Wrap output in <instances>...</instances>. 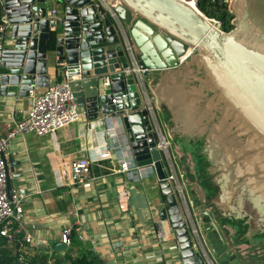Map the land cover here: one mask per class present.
Masks as SVG:
<instances>
[{
	"label": "water",
	"instance_id": "water-1",
	"mask_svg": "<svg viewBox=\"0 0 264 264\" xmlns=\"http://www.w3.org/2000/svg\"><path fill=\"white\" fill-rule=\"evenodd\" d=\"M57 1L65 11L61 20L49 18V0H0L10 34L3 50L1 89L29 97L36 88L49 86L48 42L55 31L54 52L72 75H80L72 88L89 119L115 117L137 165L156 162L168 199L165 218L177 235L183 264H205V258L166 179L147 109L150 101L219 264H264V0H232L235 27L230 31L183 0H110L118 2L115 11L122 27L100 2ZM136 68L153 90L151 100L141 95ZM9 87L17 90L9 93ZM199 142L210 182L217 187L211 198L195 155ZM10 172L13 178L23 174L8 165L11 198L19 183ZM224 219L242 220L247 225L242 238L250 242H238L235 227Z\"/></svg>",
	"mask_w": 264,
	"mask_h": 264
},
{
	"label": "crops",
	"instance_id": "crops-1",
	"mask_svg": "<svg viewBox=\"0 0 264 264\" xmlns=\"http://www.w3.org/2000/svg\"><path fill=\"white\" fill-rule=\"evenodd\" d=\"M49 6V12L53 8L59 11L61 20L64 7L57 0H49ZM4 42H10L8 30ZM59 62L55 52L49 51V85L61 80ZM146 82L152 97L153 90ZM45 88L38 87L34 92ZM16 90L9 87V93ZM30 96L14 97L0 87V137H5L22 119L30 106ZM160 120L165 129L161 116ZM108 150L111 154L104 156ZM130 151L128 137L115 117L111 123L101 117L91 120L88 113L84 120L56 132L14 138L7 159L9 167H15V174H23L13 178L14 172H10L11 179L19 183L13 190L23 194L25 216L33 235V242L24 246L26 253L64 255L70 250L74 256L95 257L101 264H183L177 235L170 219L165 218L168 199L162 182L151 169L142 179L119 171L120 159L129 156ZM171 151L177 167L176 177L170 181L173 191L181 183L196 213L172 144ZM77 157L91 160L94 179L85 185L70 186L64 172ZM188 218L195 224L191 215ZM196 220L201 228L198 217ZM158 222L167 233L163 240L157 237ZM67 228L71 229L72 244L62 249V234Z\"/></svg>",
	"mask_w": 264,
	"mask_h": 264
},
{
	"label": "built area",
	"instance_id": "built-area-1",
	"mask_svg": "<svg viewBox=\"0 0 264 264\" xmlns=\"http://www.w3.org/2000/svg\"><path fill=\"white\" fill-rule=\"evenodd\" d=\"M94 1L100 2L122 27L121 19L115 11L118 2L113 4L110 0ZM183 1L193 2L199 8V3L203 0ZM231 1L232 0H205L209 8L215 9L216 11H222L224 9L231 11ZM49 18L52 20H58L59 11L56 8H53L49 12ZM209 19L221 28L222 22L218 17L213 16L209 17ZM8 26V21L3 15V23L0 25V72L2 69L3 50L5 47L4 39ZM127 49H132L129 42H127ZM58 68L61 80L49 85L42 92L36 93L34 92L35 90L32 91L30 94V106L24 113L22 119L17 122L15 127L12 128L5 137H0V245L3 238L8 239L9 241L20 238L24 246L33 242V235L28 227L30 225L27 223L25 216L23 194L13 190L10 198L7 189L9 165L7 151L10 142L18 135L35 133L38 136H44L56 132L74 122L82 121L87 117L86 109L76 102L74 90L72 88V82L76 78H79L80 75H72L70 67L65 61L59 62ZM78 69L79 71L81 70L80 65L78 66ZM136 69L137 78L141 86V95L146 99L151 100L149 99L152 97L147 88L146 77L143 76L141 69ZM115 102L116 101L113 100V103ZM147 109L150 111L152 120L155 124V130L159 137L157 147L163 152L162 161L166 172V179L174 181L177 174V167L171 151V142L161 123L160 116L158 115L157 108L153 101L149 102ZM108 121L111 122L112 118L108 119ZM110 154L111 151L108 150L104 153V156H109ZM118 168L119 171L135 174L140 179L146 178L148 176V169H151L154 172V175H156L159 181H161L156 170V162L154 161L151 164L139 166L137 165L131 151L129 156L126 154L120 159ZM64 174L66 184L70 186L85 185L90 179H94L91 160L87 157H77L73 159L69 163ZM175 188V192L177 193L183 209L184 217L189 223L192 239L194 240L196 247L198 246L200 248L197 250H199L205 258V264H219L211 248L207 245L208 243L202 229L197 224V215L192 211L184 186L181 183H178ZM188 215L189 217L191 215L195 219V224L189 221ZM31 227L34 228L35 226L31 225ZM157 237L159 240H163L167 237L162 222L157 223ZM62 242L67 247L72 244L71 229L67 228L63 231Z\"/></svg>",
	"mask_w": 264,
	"mask_h": 264
},
{
	"label": "trees",
	"instance_id": "trees-1",
	"mask_svg": "<svg viewBox=\"0 0 264 264\" xmlns=\"http://www.w3.org/2000/svg\"><path fill=\"white\" fill-rule=\"evenodd\" d=\"M199 8L210 17H218L222 22L221 28L224 31H230L235 27L232 22L235 15L228 9L216 11L215 9L209 8L205 0L199 3ZM2 23L3 13L0 10V25ZM48 47L50 51H54L57 47V33L55 31L51 34ZM195 155L199 163L201 180L209 191V198H211L217 192V187L210 182V176L207 172L208 162L205 155L201 152V142L197 143ZM222 221L235 227V237L238 242H250L249 239L242 238L247 229V225L242 220L224 219ZM0 264H101V261L87 254L74 256L70 250H67L64 255L43 252L31 256L24 250V244L20 238L13 241L3 238L0 245Z\"/></svg>",
	"mask_w": 264,
	"mask_h": 264
},
{
	"label": "bare ground",
	"instance_id": "bare-ground-1",
	"mask_svg": "<svg viewBox=\"0 0 264 264\" xmlns=\"http://www.w3.org/2000/svg\"><path fill=\"white\" fill-rule=\"evenodd\" d=\"M192 4L194 5L195 8H197V6L192 2Z\"/></svg>",
	"mask_w": 264,
	"mask_h": 264
},
{
	"label": "rangeland",
	"instance_id": "rangeland-1",
	"mask_svg": "<svg viewBox=\"0 0 264 264\" xmlns=\"http://www.w3.org/2000/svg\"><path fill=\"white\" fill-rule=\"evenodd\" d=\"M206 14V13H205ZM207 15V14H206ZM208 17H210L209 15H207ZM49 55V54H48ZM47 61H48V59H47Z\"/></svg>",
	"mask_w": 264,
	"mask_h": 264
},
{
	"label": "flooded vegetation",
	"instance_id": "flooded-vegetation-1",
	"mask_svg": "<svg viewBox=\"0 0 264 264\" xmlns=\"http://www.w3.org/2000/svg\"><path fill=\"white\" fill-rule=\"evenodd\" d=\"M260 263H262V262H260Z\"/></svg>",
	"mask_w": 264,
	"mask_h": 264
}]
</instances>
